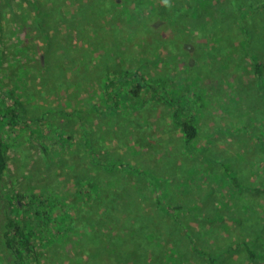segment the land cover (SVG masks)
I'll return each instance as SVG.
<instances>
[{"label":"rangeland","instance_id":"rangeland-1","mask_svg":"<svg viewBox=\"0 0 264 264\" xmlns=\"http://www.w3.org/2000/svg\"><path fill=\"white\" fill-rule=\"evenodd\" d=\"M80 1L0 0V97L4 90H13L14 95H6V100L13 104L21 101L26 113L13 129L6 126L2 130L0 123V131L10 143L4 191L19 190L27 200L33 193L54 194L64 203L55 211L63 214L68 207L71 220L68 216L61 220L57 212L53 216L57 223L52 224L54 219L48 222L51 232L43 239L73 233L72 228L64 230L68 224L74 225L75 233L89 230L86 233L97 248L99 261L106 240L113 256L118 257L120 251L112 245L118 240L121 250L136 247L131 256H125L124 264H246V259L264 264V103H255L260 97L255 89L264 93V66L261 76H250L257 57L264 62V0L254 6L251 0H232L233 4L224 3L223 8L219 4L214 24L213 13L208 11L201 17L186 14L177 18L175 8L187 7L194 0H152L153 4L149 1L146 5L142 0H118L122 20L109 11L95 18L91 2L106 9L111 0H84L87 5L82 11L70 6L80 5ZM208 1L200 3L207 5ZM138 2L144 12L138 15L140 26L134 24L133 12L126 7ZM151 7L157 10L151 15L152 36L140 33ZM161 7L163 14L158 11ZM245 8L249 10L246 27L251 29L249 49L256 60L245 55L244 43L249 37L245 38L237 18H244L241 11ZM38 14L44 19L42 24L37 21ZM172 25L183 30L178 40L181 46H176L177 40L171 43L176 47L173 51L160 41L170 34ZM127 66L139 67L150 81L157 79L158 88L170 74L181 83L187 79L191 88L180 99L192 105L189 112L200 129L197 139L184 144L180 129H174L170 110L163 108L170 107L159 97L149 100L153 105L150 111L131 113L126 108V93L115 110L90 108L92 102L105 103L102 80L108 71ZM234 73L251 83L237 85ZM173 91L170 87L167 92ZM260 99L264 100V95ZM162 112L168 113L163 125ZM21 119L24 124L20 125ZM54 130L62 138L48 142L57 152L50 157L38 139ZM69 134L73 138L65 141ZM135 135L142 144H136ZM91 149L96 150L95 157ZM105 160L138 166L130 171L117 163L120 168L111 171L103 167ZM143 164L146 167L141 168ZM223 172L229 174L230 182ZM159 198L170 205H184L185 211L179 214L186 212L182 221L191 226L189 234L185 226L175 230L171 219L180 221L179 214L165 216ZM96 203L107 218L102 231L111 232L109 236L89 229L90 206L96 208ZM228 209L242 218L227 220L239 223L235 234L233 227L221 226L227 223L223 215ZM4 217L0 209V226ZM248 245L255 258L246 251ZM109 252L102 254L108 257ZM50 257H45L46 264H77L76 259L61 262L54 258L50 262ZM0 264H6L1 251Z\"/></svg>","mask_w":264,"mask_h":264},{"label":"trees","instance_id":"trees-1","mask_svg":"<svg viewBox=\"0 0 264 264\" xmlns=\"http://www.w3.org/2000/svg\"><path fill=\"white\" fill-rule=\"evenodd\" d=\"M99 1H104V0H94V2H99ZM149 1L151 4H153L152 0H142V2H146V3H143L144 5L149 3ZM230 1L232 0H210L208 1V4L206 5L205 3H200V0H194L187 7L184 5L180 7H176L174 12L177 18H179V17H183L186 14H192L195 17H201L203 14H205L206 11H208V13L210 14L213 13L212 16L214 18L213 17H210V18H213L212 24H214L215 21L217 22V16L216 15L214 16V14L220 8V6L218 5L221 4L223 8L225 7L224 3H227ZM35 2L32 1L34 6L37 7ZM250 2L253 3L251 6H254L255 5L254 2H259V0H255V1L251 0ZM139 3L140 2L136 3L135 5L133 4L131 7L126 5V7H129V9H131V11L133 12L132 15L135 17V19L133 20H136L134 21L135 22L134 24L137 26L141 25L138 22V19H139L138 15L139 14L144 15V12H142L141 8L139 7ZM85 4L87 5V3H85L84 0H81L80 5L74 4L70 6H72L73 8L80 7L76 11L78 10L82 11L81 8L86 6ZM91 5H92L91 6L92 10L95 14V18L96 16L101 18L104 12L109 11L113 14V18L117 20H122V17L119 16V13H118L119 9L116 6L118 5V0H111V5L106 7V9L103 6L95 5V3L93 2H91ZM261 5H264V1L261 3ZM188 8L191 10H187ZM123 9L126 10L124 5H123ZM162 9L163 8L161 7L160 9H158V11L161 13L163 12ZM150 12L151 14L150 15L147 14L146 20L144 19L145 23L142 22L143 30L140 33L148 32L152 36L153 30H150V29L154 27L153 26L154 19L151 15L154 14V12L157 13V10L156 8L151 7L148 13ZM225 12L227 13L228 11H225ZM248 12L249 10L245 8L244 12L241 11V13L244 14V18L240 17L239 15H238L239 17L237 18L240 19V25L242 27V30L247 35L245 36V38L249 37L248 39H246L248 43H244L245 39L242 40L245 45V55L250 56V60H256L254 59V57H252L253 59L251 58V50L249 49L250 47L249 46V43H250L249 32L251 31V29L246 27V22L248 19ZM228 16L232 17L230 14H228ZM113 18L112 17L110 18V22H111V19ZM43 20L44 19H42V17L38 14V17H37L38 23L42 24ZM233 20H236V17H234ZM87 21L88 19L85 22L87 23ZM127 21H129V18L127 19ZM174 21H177V20H174ZM210 21L211 19H209L207 22H210ZM83 24H84V21L80 24V27H82ZM171 28L172 29L170 30V34L162 36L160 41L163 40L165 42V46H170L172 48L171 51H173L174 48L176 47H173L171 43L173 42V40H177V41H174V43L175 44L177 43L176 46L178 47L181 46V42L178 40L183 30H181V28L176 27L174 25H172ZM227 28L231 29L230 27H227ZM44 32L46 35L47 31H44ZM223 32H225L224 29H223ZM124 34L125 33L123 32L122 33L123 37H125ZM251 36H252V33H251ZM49 38L51 39V41L53 40L52 37H49ZM50 44L51 43H49V45ZM1 54L2 52H1V45H0V56ZM44 57H45L44 54L41 55L42 62H43ZM257 60L258 62L254 65H255V68L259 69L258 71H256V73L258 74V76H261L262 74H260V71L262 67L264 66V62L260 63L259 62L260 59L258 57H257ZM121 69L122 68L114 69L111 71L109 70L107 77L105 75V79L102 80L103 87H104L103 92H102V95H103L102 99L105 101L106 105L105 103L103 105L102 103L96 101V102L91 103L90 108H94L95 110H102V111L111 110V108L112 110H115L117 107L118 101H120V98H121L120 96L124 97L123 95L126 93L129 95L127 98H124V99H128L127 100L128 103H126V108L130 109L131 113L135 111L142 112V111H146L147 109L148 111H150L153 105L149 103V100L152 97H159L165 100L168 106L170 107V108H167L165 105L163 106V108L165 107L166 109L170 110V114H172L170 118H172L171 120L174 123L173 124L174 129L175 130L180 129L184 144L188 145L194 139L198 138L200 129L197 124V121H195L193 115L190 114L191 112L190 109L192 105L182 102V99H180V95H184L187 89L191 88V85L189 84L187 79H185V81L181 83L175 79L176 77H174V75L169 73L171 75V78L165 79L166 81L162 80V85L164 86H162L161 88H158L156 85L158 80L156 79L154 81H150L149 79H146L145 73L140 71L139 67H136L133 69L132 67L127 66V67H124V69L122 70ZM162 77L164 76H161V78ZM232 77L233 76L231 75V78ZM243 82L245 81H242L241 83ZM246 82H249V81L246 80ZM241 83H238V84H241ZM231 84L234 85L233 83ZM170 87L173 88L174 91L169 93L167 91H168V88ZM159 91H161L160 94H159ZM6 95H9V96L14 95L13 90L11 89L4 90V96L0 97V123L2 124V130L3 129L5 130L4 127L6 126L12 129L15 128L17 126L16 124L17 120H19L20 118H23L21 117L22 115L24 114L26 115V113H24L25 109L23 108L22 102L19 100H16L15 103L13 104L12 102L6 100L5 98ZM171 109H172V112H171ZM77 113L80 114L79 111H77ZM167 114L162 112L161 114L162 116L160 115L161 117H163L162 118L163 120L160 123L161 125L165 124L166 120L164 119V117ZM195 116H196V113H195ZM23 122L24 120L21 119L20 125ZM26 124L29 126V122H26ZM12 134L14 136L16 135V132L9 133V135L11 136ZM7 137L0 131V209L1 210L3 209V212L5 213V217H4L5 220L0 226V251H1V254L3 255V258H5L6 260V264H27L28 261H29V264H43L42 261H45V264H46L47 259L45 257H49L50 255H51V257L49 258L50 262H52L54 258H57V259L62 260L61 262H65V261L73 262L76 259L77 264H81V263L82 264H124L123 261H124L125 256L126 255L131 256L132 252L136 249V247H132L129 249V247H131L129 245L128 247L125 246L124 249L121 250L120 246L117 244L119 241L116 240L112 245L116 247L120 252L117 253L118 257H114L112 253V248L110 250V247L106 246L107 240L103 241L102 246L100 247L101 260L99 261V256L97 254V248L96 250L94 249L93 240L89 238V235H88L89 230H86V231L83 230L80 232L78 231L77 233H75L76 229L73 224H71V226L68 224L64 227V230L66 231L72 228V230H74L73 233H71V231H68L67 233H65V235L59 234L60 236H58L57 234L56 237H51L47 241L43 239L44 234L48 235L51 232L50 229L48 228V222L54 219L55 222H53L52 224L55 225V223H57L56 222L57 220L53 217L58 212V211H55L56 207H59L61 209L64 207V203L57 200V197L54 194H50V193H47L50 196L48 195L45 196L44 192L33 193V195L29 197V199L27 200V196L25 195V193L20 192L19 190H16L14 193H10V191L7 192L6 190L4 191L3 181L8 172V157H7L6 150L8 149L10 145L9 139ZM49 137H54L52 138L53 141H50ZM59 137L62 138L61 136ZM59 137H58L57 131L54 130L48 136L45 135L43 136L42 139H38L44 153L47 156L52 157L56 155L57 152H55V149H52L48 146L50 145L48 144V142L57 143L58 140L60 139ZM71 138H73L72 134H69L68 138H66L65 141H68ZM86 140H87V143L89 144L90 140L88 137L86 138ZM135 140L137 141V142L135 141L136 144L143 143V141L141 139H138L136 135H135ZM149 143H150V140H149ZM91 151L93 154L96 153V150L93 151V149H91ZM96 155L97 153L94 154V157ZM117 163H121L120 166L125 165L126 166L125 168H128L130 171H132L133 166H138L136 164L130 166L129 162H119L118 161V162H114L113 164H111V162H108L106 160L102 162L103 167H105L106 169H110L111 171H114L120 168ZM214 164L216 163L214 162ZM143 167H146V165L145 164L141 165V168ZM217 167L218 165L216 166V168ZM139 174L141 175L140 172ZM227 174L225 175L228 176L229 174L228 175ZM231 175H233L232 171H231ZM142 177L147 178L146 175ZM229 178L230 176H228V181L230 180ZM234 182H235V179H234ZM232 183H233V180H232ZM225 187H227L226 194H228L229 187L228 186H225ZM44 197H52V198H50L51 200H45L43 199ZM159 202L163 206L162 209H163V213L165 216H169L172 212H178L179 214V212L185 211L183 208L184 206L183 204L176 203V205H170L169 202L165 203L160 198H159ZM96 205H97L96 208H93L92 205L90 206L91 210H90L89 215L92 214V216L89 219V224H91L89 229H91L92 231L95 230L99 232L101 235L109 236L111 232L105 233L104 231H102V227L106 223L105 220H107V218L104 216L103 214L104 212H101L99 210L98 208L99 203H96ZM231 209H228L225 213H229ZM68 213H69L68 207L67 209H65L63 214H60L58 212V214H60L61 220L63 219L65 220L66 216H68V219L70 221L71 218ZM183 213H186V212H182L180 214H183ZM180 214H179L180 221H178L177 218L175 219L173 218L171 219L172 224L174 228H176L175 230H178L181 226L182 227L185 226L184 229H187V234H189V230L192 229L191 226L189 225V223L186 224L184 220L182 221V217L184 219L186 214H183L181 216ZM95 222L100 223V226L96 227ZM221 226L223 227L222 224ZM132 237H134V234L132 235ZM89 241H90L91 247H89ZM155 246H158V245H155ZM248 250H249L251 257L255 258L254 250L249 245H248ZM103 251H106V252L110 251L109 253H107L108 257L102 254ZM136 260L137 259L134 258V262H136ZM54 263L56 262L53 261L52 264Z\"/></svg>","mask_w":264,"mask_h":264},{"label":"crops","instance_id":"crops-1","mask_svg":"<svg viewBox=\"0 0 264 264\" xmlns=\"http://www.w3.org/2000/svg\"><path fill=\"white\" fill-rule=\"evenodd\" d=\"M259 69H257V68H255V73H252L250 76L254 79L255 78V75L257 74L256 73V71H258ZM234 74H236V76L237 77H234V82L238 85V83H241L242 81H246V80H244L243 79V77H241V76H239L237 73H234ZM251 79L249 80V82L251 83ZM248 82V83H249ZM256 90V92L259 94V96L262 98V95H264V93H262V91H260L259 89L257 90V89H255ZM260 97H259V100H258V102H256L255 101V103H264V100L263 99H260ZM255 139H258L257 137H255ZM247 170L249 171V169H248V166H247ZM254 181H252V183H250V187H253V185H254ZM239 216V215H238ZM223 219H226V222H227V220L229 219H234V220H231V221H237V219H242V218H238V217H236V214L235 213H225L224 215H223ZM208 225V224H207ZM223 227L224 228H230V227H233L234 228V232H232V233H237V230L239 229V223H236V222H234V223H231V222H227L225 225H223ZM226 238V237H225ZM226 239H228V238H226ZM239 248H247V247H245V246H238ZM237 247V248H238ZM246 251L247 252H249V250H248V248L246 249ZM249 255H250V253H249ZM251 256V255H250ZM248 259H250V258H248ZM252 259H250V260H247L246 259V264H253L254 262L253 261H251ZM248 261V262H247ZM253 262V263H252Z\"/></svg>","mask_w":264,"mask_h":264},{"label":"clouds","instance_id":"clouds-1","mask_svg":"<svg viewBox=\"0 0 264 264\" xmlns=\"http://www.w3.org/2000/svg\"><path fill=\"white\" fill-rule=\"evenodd\" d=\"M165 3H167V0H165Z\"/></svg>","mask_w":264,"mask_h":264}]
</instances>
